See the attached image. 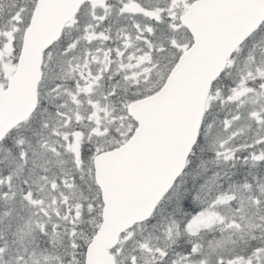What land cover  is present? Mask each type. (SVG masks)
I'll use <instances>...</instances> for the list:
<instances>
[{"label": "snow or ice", "instance_id": "1", "mask_svg": "<svg viewBox=\"0 0 264 264\" xmlns=\"http://www.w3.org/2000/svg\"><path fill=\"white\" fill-rule=\"evenodd\" d=\"M0 264H264V0H0Z\"/></svg>", "mask_w": 264, "mask_h": 264}]
</instances>
